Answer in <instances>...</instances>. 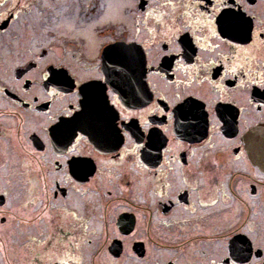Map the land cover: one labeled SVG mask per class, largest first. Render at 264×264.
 Instances as JSON below:
<instances>
[{
	"label": "flooded vegetation",
	"instance_id": "af4514ba",
	"mask_svg": "<svg viewBox=\"0 0 264 264\" xmlns=\"http://www.w3.org/2000/svg\"><path fill=\"white\" fill-rule=\"evenodd\" d=\"M262 76L264 0H0V264H264Z\"/></svg>",
	"mask_w": 264,
	"mask_h": 264
},
{
	"label": "water",
	"instance_id": "95a60500",
	"mask_svg": "<svg viewBox=\"0 0 264 264\" xmlns=\"http://www.w3.org/2000/svg\"><path fill=\"white\" fill-rule=\"evenodd\" d=\"M255 131V135L258 136L260 135V133L262 131H264V123L256 126L253 130H252V133ZM256 151V155H255V161L259 162L261 165L264 164V160L262 157L258 156L260 155V153L262 151H259V150H255ZM237 237H233L230 239L229 243H228V247H229V250L231 252V254L233 255V257L235 256L236 258H239V260L242 262L244 261L245 259L242 258L245 257L246 258V251H247V248L244 247L242 244H239L237 241H236Z\"/></svg>",
	"mask_w": 264,
	"mask_h": 264
},
{
	"label": "snow or ice",
	"instance_id": "6c2138e0",
	"mask_svg": "<svg viewBox=\"0 0 264 264\" xmlns=\"http://www.w3.org/2000/svg\"><path fill=\"white\" fill-rule=\"evenodd\" d=\"M200 2L203 3L204 0H200ZM149 15H150V13H149ZM206 23L208 25H211V21H206ZM213 35H216L215 31H213ZM229 43H231V41H229ZM186 47H187V45H186ZM113 54L114 55H123L124 53L117 50V51H114ZM232 71H235V69H232ZM57 75H59V74H57ZM241 83L243 84L244 82H241ZM251 83L253 85H259L260 88H264V76H262L260 79H252ZM52 91L54 92L55 89H53ZM261 95L264 96V93H261ZM62 264H67V261H62Z\"/></svg>",
	"mask_w": 264,
	"mask_h": 264
},
{
	"label": "rangeland",
	"instance_id": "374dc122",
	"mask_svg": "<svg viewBox=\"0 0 264 264\" xmlns=\"http://www.w3.org/2000/svg\"><path fill=\"white\" fill-rule=\"evenodd\" d=\"M161 256H162L161 259H164V258L168 257V253L165 252V253H163ZM161 261H162V260H161Z\"/></svg>",
	"mask_w": 264,
	"mask_h": 264
}]
</instances>
